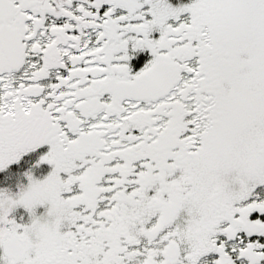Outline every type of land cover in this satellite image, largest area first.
I'll return each mask as SVG.
<instances>
[{
    "label": "snow or ice",
    "instance_id": "1",
    "mask_svg": "<svg viewBox=\"0 0 264 264\" xmlns=\"http://www.w3.org/2000/svg\"><path fill=\"white\" fill-rule=\"evenodd\" d=\"M0 264H264V0H0Z\"/></svg>",
    "mask_w": 264,
    "mask_h": 264
}]
</instances>
